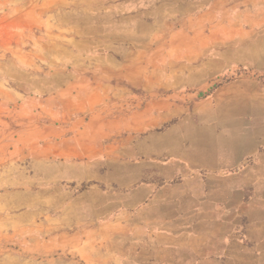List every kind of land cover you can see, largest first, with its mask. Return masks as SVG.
I'll return each mask as SVG.
<instances>
[{
    "label": "crops",
    "instance_id": "crops-1",
    "mask_svg": "<svg viewBox=\"0 0 264 264\" xmlns=\"http://www.w3.org/2000/svg\"><path fill=\"white\" fill-rule=\"evenodd\" d=\"M0 175L30 264H264V0H0Z\"/></svg>",
    "mask_w": 264,
    "mask_h": 264
},
{
    "label": "rangeland",
    "instance_id": "rangeland-1",
    "mask_svg": "<svg viewBox=\"0 0 264 264\" xmlns=\"http://www.w3.org/2000/svg\"><path fill=\"white\" fill-rule=\"evenodd\" d=\"M5 188L9 187L3 185V176L0 175V192L4 191ZM6 215L9 217H5V219L0 217V264H30L31 262L28 260L29 257L23 255V252L19 253L16 247L17 245L11 240L12 231L15 229L12 224L8 222L11 215Z\"/></svg>",
    "mask_w": 264,
    "mask_h": 264
}]
</instances>
